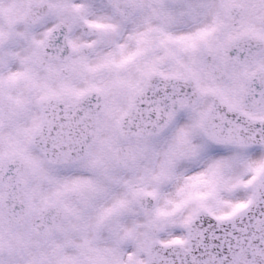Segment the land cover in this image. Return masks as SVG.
<instances>
[{"label":"snow or ice","instance_id":"1","mask_svg":"<svg viewBox=\"0 0 264 264\" xmlns=\"http://www.w3.org/2000/svg\"><path fill=\"white\" fill-rule=\"evenodd\" d=\"M0 264H264V0H0Z\"/></svg>","mask_w":264,"mask_h":264}]
</instances>
